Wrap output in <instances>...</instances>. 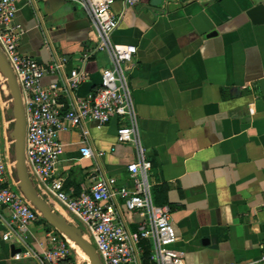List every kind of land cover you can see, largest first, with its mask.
I'll use <instances>...</instances> for the list:
<instances>
[{"label":"crops","instance_id":"1","mask_svg":"<svg viewBox=\"0 0 264 264\" xmlns=\"http://www.w3.org/2000/svg\"><path fill=\"white\" fill-rule=\"evenodd\" d=\"M15 1L20 53L44 66L60 61L64 74L82 65L87 78L76 94L87 97L110 62L103 51L80 62L94 45L86 12L75 0ZM257 7L264 13V0L112 4L120 22L111 40L137 50L127 76L138 138L152 163L151 196L171 209L184 264H264V19L250 16ZM56 80L49 74L42 83ZM5 109L0 99L7 126ZM127 123L114 117L59 133L64 151L54 175L67 194L77 196L104 176L131 187L126 167L135 147L115 141ZM84 140L89 157L79 152ZM145 217L122 213L131 228ZM8 223L0 210V264H34L51 226L39 218L29 228L26 254L15 235L2 238Z\"/></svg>","mask_w":264,"mask_h":264},{"label":"built area","instance_id":"2","mask_svg":"<svg viewBox=\"0 0 264 264\" xmlns=\"http://www.w3.org/2000/svg\"><path fill=\"white\" fill-rule=\"evenodd\" d=\"M75 1L91 21L94 41V45L82 54L80 62L83 64L90 55L100 51L107 54L110 62L101 70L99 86L87 97L76 94L79 85L87 78L82 65L64 74L60 61L44 66L20 53L19 26L13 21L18 5L15 0H0V49L13 71L22 100L24 162L29 178L39 196L52 208L73 224L74 217L83 224L82 234L91 244L93 242L102 264H184L183 251L174 246L177 234L171 221V209L152 199L149 182L152 163L138 138L127 76L136 46L111 40V34L120 22V16L112 10L115 0ZM123 1L132 6L139 0ZM49 74H56L57 80L43 84L42 78ZM0 79L5 81L3 77ZM114 117L128 122L118 128L115 141L131 143L135 147L136 158L126 167L131 187L119 184L115 177L104 176L82 188L77 196L67 194L63 179L54 175L64 151L59 133L84 122L106 124ZM11 124L10 119L5 126L0 115V210H7L9 217V230L2 238L8 240L15 235L24 248L22 253L27 254L32 253L25 242L27 233L40 215L25 199L13 177L12 140L6 136V127ZM82 135L85 139V128ZM4 140L9 147L4 146ZM79 152L85 157L93 154L85 140ZM123 212H144L146 217L131 228L122 219ZM35 258L34 264L80 263L78 255L72 253L69 241L53 227L45 234L44 250L35 254ZM260 260L264 261V253Z\"/></svg>","mask_w":264,"mask_h":264},{"label":"water","instance_id":"3","mask_svg":"<svg viewBox=\"0 0 264 264\" xmlns=\"http://www.w3.org/2000/svg\"><path fill=\"white\" fill-rule=\"evenodd\" d=\"M161 1L162 0H150V4L158 5ZM250 16L255 22H260L264 19V13L260 7L254 8L251 11ZM0 74L5 80L10 96V104L5 109V114L11 118L12 124L7 135L12 140L14 173L19 190L46 223L57 230L68 241L74 242L76 246L84 252L88 264H102L94 246L83 236L80 228L68 221L61 212L52 208L42 197H40L29 178L24 162V109L13 71L1 49Z\"/></svg>","mask_w":264,"mask_h":264},{"label":"rangeland","instance_id":"4","mask_svg":"<svg viewBox=\"0 0 264 264\" xmlns=\"http://www.w3.org/2000/svg\"><path fill=\"white\" fill-rule=\"evenodd\" d=\"M0 76H2V75L0 74ZM0 99H1L2 105L7 108L9 106V104H10V101H9L10 96H9V91H8V88H7L6 84H5V81L4 82L0 81ZM6 117H8V116L6 115ZM10 128H11V125H9V129ZM10 156L14 157L13 156L12 145H11V148H10ZM13 177L15 178V173L14 172H13ZM74 218H73V220H74L75 225H77L80 228L81 231H84L83 224L78 219H76V218L74 219ZM92 244H93V242H92ZM78 257L80 259V263L79 264H87L86 260L83 261V259L80 256H78Z\"/></svg>","mask_w":264,"mask_h":264},{"label":"bare ground","instance_id":"5","mask_svg":"<svg viewBox=\"0 0 264 264\" xmlns=\"http://www.w3.org/2000/svg\"><path fill=\"white\" fill-rule=\"evenodd\" d=\"M0 78H1V77H0ZM69 243H70V245L75 249L76 254H77L78 256H80L83 260H86V261H87V258H86V255L84 254V252H83L81 249H79V248L76 246V244H75L74 242L69 241ZM87 264H88V263H87Z\"/></svg>","mask_w":264,"mask_h":264},{"label":"trees","instance_id":"6","mask_svg":"<svg viewBox=\"0 0 264 264\" xmlns=\"http://www.w3.org/2000/svg\"><path fill=\"white\" fill-rule=\"evenodd\" d=\"M41 220H43L41 217H40ZM45 221V220H43ZM72 253L75 255V251H74V248L72 249Z\"/></svg>","mask_w":264,"mask_h":264}]
</instances>
